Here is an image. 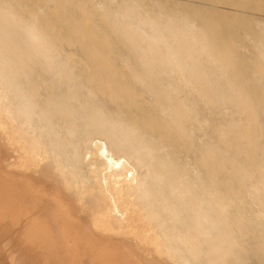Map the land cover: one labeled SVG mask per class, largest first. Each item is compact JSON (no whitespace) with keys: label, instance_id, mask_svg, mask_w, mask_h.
<instances>
[{"label":"bare ground","instance_id":"1","mask_svg":"<svg viewBox=\"0 0 264 264\" xmlns=\"http://www.w3.org/2000/svg\"><path fill=\"white\" fill-rule=\"evenodd\" d=\"M166 2L0 0V232L20 263L264 264V17L242 34Z\"/></svg>","mask_w":264,"mask_h":264},{"label":"rangeland","instance_id":"2","mask_svg":"<svg viewBox=\"0 0 264 264\" xmlns=\"http://www.w3.org/2000/svg\"><path fill=\"white\" fill-rule=\"evenodd\" d=\"M166 5L168 9L172 8H182L183 5H193L200 4L204 6H209L217 9L216 14H218L219 20L221 22L227 23L235 28H240L242 34L248 31L247 28L251 25V19L242 17L240 15L253 16V17H264L263 9H254L248 7H242L235 4H230L228 0H166ZM177 1H183V5ZM202 2V3H201ZM253 4V1H250ZM193 3V4H192ZM250 5V4H246ZM186 9V8H185ZM184 10V9H183ZM222 18V19H221ZM215 20V19H214ZM236 37V36H235ZM239 36H237L238 38ZM241 43L246 41L245 37L241 35L239 37ZM236 40V39H235ZM19 248L15 247L5 236V234L0 232V264H22L20 263V252Z\"/></svg>","mask_w":264,"mask_h":264},{"label":"clouds","instance_id":"3","mask_svg":"<svg viewBox=\"0 0 264 264\" xmlns=\"http://www.w3.org/2000/svg\"><path fill=\"white\" fill-rule=\"evenodd\" d=\"M39 39H40V37L37 36L36 40L39 41ZM110 131L117 138L125 135V129L119 124H112L111 127H110Z\"/></svg>","mask_w":264,"mask_h":264}]
</instances>
